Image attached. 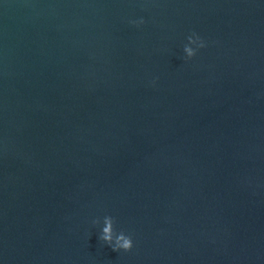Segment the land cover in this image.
I'll return each mask as SVG.
<instances>
[{"label":"water","instance_id":"1","mask_svg":"<svg viewBox=\"0 0 264 264\" xmlns=\"http://www.w3.org/2000/svg\"><path fill=\"white\" fill-rule=\"evenodd\" d=\"M0 264H264V0H0Z\"/></svg>","mask_w":264,"mask_h":264},{"label":"clouds","instance_id":"2","mask_svg":"<svg viewBox=\"0 0 264 264\" xmlns=\"http://www.w3.org/2000/svg\"><path fill=\"white\" fill-rule=\"evenodd\" d=\"M142 23L143 20L139 21L137 26ZM192 46H195L196 49L204 47L203 42L199 39V37H196L195 34L188 37L187 45L183 49L185 57L189 60L195 55V49ZM93 223H96V221ZM103 225L99 240L102 241L104 245L109 246L114 252H128L132 249V237L126 236L123 232H114V220L111 217H105Z\"/></svg>","mask_w":264,"mask_h":264}]
</instances>
